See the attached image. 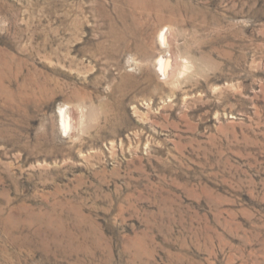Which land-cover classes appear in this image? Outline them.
<instances>
[{"label": "rangeland", "instance_id": "rangeland-1", "mask_svg": "<svg viewBox=\"0 0 264 264\" xmlns=\"http://www.w3.org/2000/svg\"><path fill=\"white\" fill-rule=\"evenodd\" d=\"M0 264H264V0H0Z\"/></svg>", "mask_w": 264, "mask_h": 264}, {"label": "bare ground", "instance_id": "bare-ground-1", "mask_svg": "<svg viewBox=\"0 0 264 264\" xmlns=\"http://www.w3.org/2000/svg\"><path fill=\"white\" fill-rule=\"evenodd\" d=\"M167 34H168V29H165L163 33L160 36V41L162 44L167 45ZM171 64V57L170 56H162L159 59L158 66H159V71L163 74L166 75L169 71ZM69 110H62V117H63V124L65 129L68 128V123H67V116H68Z\"/></svg>", "mask_w": 264, "mask_h": 264}]
</instances>
